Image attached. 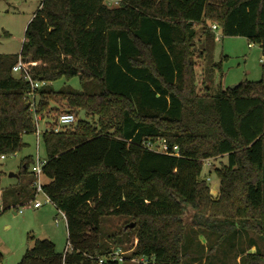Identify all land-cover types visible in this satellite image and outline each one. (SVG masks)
Wrapping results in <instances>:
<instances>
[{"label": "trees", "instance_id": "trees-1", "mask_svg": "<svg viewBox=\"0 0 264 264\" xmlns=\"http://www.w3.org/2000/svg\"><path fill=\"white\" fill-rule=\"evenodd\" d=\"M109 1L42 0L20 53L0 54V156L20 150L23 136L37 128L27 105L31 84L13 73L19 58L34 81L77 76L82 87L46 85L34 92L36 114L49 106L48 96L63 95L69 106L58 118L72 113L77 119L72 129L55 132L57 118L42 135L49 179L42 190L66 215L69 246L61 254L51 240L36 239L19 264H98L125 250L123 243L135 247L128 260L189 264L182 251L187 205L225 217L223 238L255 229L264 239V64L258 81L208 98L193 89L182 96L193 71L197 25L207 33L204 52L215 38L211 26L213 32L205 28L212 21L222 36L245 37L264 54V0ZM75 108L88 119L78 120ZM160 140L171 154L147 147ZM225 155L228 163L215 170L220 196L213 200L200 176L206 159ZM32 161L25 158L23 173ZM31 174L5 207L35 199ZM107 217L132 221L104 233ZM241 262L264 264V251L243 248Z\"/></svg>", "mask_w": 264, "mask_h": 264}, {"label": "rangeland", "instance_id": "rangeland-1", "mask_svg": "<svg viewBox=\"0 0 264 264\" xmlns=\"http://www.w3.org/2000/svg\"><path fill=\"white\" fill-rule=\"evenodd\" d=\"M41 1L0 0V54L20 53L27 25ZM213 23L207 21L208 25L205 28L209 33L212 31L210 26ZM196 28L197 36L192 47L194 66L188 82L189 86L182 93L184 98L189 96L191 89L196 95L208 98L232 85L261 79L264 54L258 44L251 43L242 36L229 37L220 34V40L214 38L211 48L204 52L207 33L201 25H197ZM15 76L19 75L15 74ZM47 85H51L55 91L62 88L82 90L77 76L70 78L61 76L48 82ZM34 96L36 97L35 93ZM32 97H29L31 102H33ZM48 97H50L49 106L42 113L36 114L39 109L37 99L30 109L35 112L33 118L37 123L39 137L37 132L25 134L23 136L25 146L16 152L0 156V264H19L27 250L34 246L36 239L51 240L55 244L56 251L61 254L66 252L68 246L66 218L43 191L35 193V199L18 202L15 207L3 205L4 201L11 202V194L14 191H19L23 184L31 180L32 168L37 162V157L46 159L42 135L53 127V123L56 124L58 115L68 109L67 97L63 95ZM72 111L77 114L78 120L88 119L84 111L77 108ZM89 119L97 120L98 117ZM75 125L65 129H72ZM29 156L33 161L28 173H23L22 163ZM227 163L226 155L204 161L200 177L206 179L213 200L220 196V178L215 170ZM12 174L16 176H11ZM33 179L34 186L37 181L43 184L49 181L44 175L39 178L34 176ZM35 200L42 203L40 208L32 206ZM29 201L30 203L27 204ZM19 210H23V213H19ZM130 220L132 221L127 217H107L102 224V230L104 233L119 232L125 222ZM183 220L186 225L182 244V251L187 255L185 263L192 264L197 260L194 264H242L243 248L246 252H254L257 249L264 251V239L255 229H250L245 234L241 230L238 236L223 238L224 233L221 234L219 230L223 227L220 224L227 220L225 217L202 214L196 208L187 205ZM123 245L125 257L128 258L135 247L130 248L131 243H123ZM124 264H137V262L129 259Z\"/></svg>", "mask_w": 264, "mask_h": 264}, {"label": "built area", "instance_id": "built-area-1", "mask_svg": "<svg viewBox=\"0 0 264 264\" xmlns=\"http://www.w3.org/2000/svg\"><path fill=\"white\" fill-rule=\"evenodd\" d=\"M120 0H110L108 2V4L110 6H117L119 4ZM211 29L213 31H218L219 27L216 24H213L211 26ZM221 38L220 34H216L215 39L217 41H219ZM13 73L14 74H18L19 76H23L26 80H28L31 84V91L29 92L28 96H33L32 97V101H30L31 103V107L34 105V91L37 89H40L44 86H46L48 84L47 81H34L31 76L29 75V72L27 70L26 65L23 63V61L21 60V58H19L18 62L16 63V65L13 67ZM41 119V118H40ZM76 116L72 113H63L59 116L58 120H57V124L54 127V131L55 132H59L67 127H71L75 122H76ZM37 126V123H36ZM36 132L38 134L39 137V130L38 127L36 128ZM147 147L155 152H159V153H164V154H171L170 153V148L169 145L167 143L166 140H160L159 142L156 143H152V142H147ZM45 164V159H41L40 157H37V162L36 164H34L33 168H32V173L35 175V177H40L43 174V166ZM36 190L37 193L43 191L42 190V182H36ZM34 208H40L42 206V203H40L39 201H36L33 203L32 205ZM19 213H23V210H19ZM63 216L66 218V215L64 212H62ZM58 222V221H57ZM69 246V245H68ZM128 258L125 257V252L121 249H116L113 250L112 252H110L106 257L104 258H99V262L98 264H103L104 262L107 261H113V262H118V263H124L125 261H127ZM134 262H137V264H141V263H145L147 264L149 262V259L147 257H140V258H133L131 259Z\"/></svg>", "mask_w": 264, "mask_h": 264}, {"label": "water", "instance_id": "water-1", "mask_svg": "<svg viewBox=\"0 0 264 264\" xmlns=\"http://www.w3.org/2000/svg\"><path fill=\"white\" fill-rule=\"evenodd\" d=\"M238 86H239V84H236V85H232L230 88H231V89H235V88L238 87ZM27 105H29V102L27 103ZM11 176H16V175L12 174ZM129 226H130L131 228H133V227H134V223L130 224Z\"/></svg>", "mask_w": 264, "mask_h": 264}, {"label": "crops", "instance_id": "crops-1", "mask_svg": "<svg viewBox=\"0 0 264 264\" xmlns=\"http://www.w3.org/2000/svg\"><path fill=\"white\" fill-rule=\"evenodd\" d=\"M39 6H40V4H39ZM39 6H38V7H39ZM216 34H221L220 30L215 31V36H216ZM15 213H16V212H15Z\"/></svg>", "mask_w": 264, "mask_h": 264}]
</instances>
